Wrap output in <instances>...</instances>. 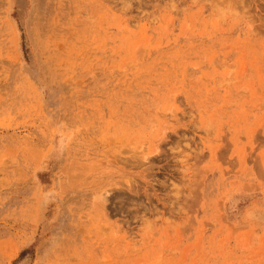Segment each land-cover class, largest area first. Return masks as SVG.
<instances>
[{
	"label": "rangeland",
	"instance_id": "rangeland-1",
	"mask_svg": "<svg viewBox=\"0 0 264 264\" xmlns=\"http://www.w3.org/2000/svg\"><path fill=\"white\" fill-rule=\"evenodd\" d=\"M0 264H264V0H0Z\"/></svg>",
	"mask_w": 264,
	"mask_h": 264
}]
</instances>
